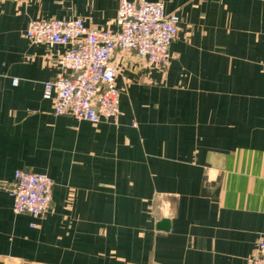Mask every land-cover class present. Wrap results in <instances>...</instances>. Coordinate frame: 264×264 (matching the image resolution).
<instances>
[{
  "label": "crops",
  "instance_id": "crops-1",
  "mask_svg": "<svg viewBox=\"0 0 264 264\" xmlns=\"http://www.w3.org/2000/svg\"><path fill=\"white\" fill-rule=\"evenodd\" d=\"M161 1L181 18L170 64L118 52L121 114L99 124L43 98L69 73L57 63L69 45L26 29L82 18L117 31L118 0L0 1V264H252L264 237V0ZM18 169L54 182L41 218L13 210Z\"/></svg>",
  "mask_w": 264,
  "mask_h": 264
},
{
  "label": "built area",
  "instance_id": "built-area-1",
  "mask_svg": "<svg viewBox=\"0 0 264 264\" xmlns=\"http://www.w3.org/2000/svg\"><path fill=\"white\" fill-rule=\"evenodd\" d=\"M4 1V0H0ZM27 2L28 0H13ZM117 31L86 26L82 18L31 20L26 35L50 46L69 45L57 63L61 73L44 83L42 96L52 100L57 115L99 124L117 122L121 91L116 85L118 52H135L149 64H170L171 45L179 33L180 16L167 12L161 0H118ZM13 82L16 84L18 78ZM52 178L44 172L15 171L9 188L15 213L43 217L53 199ZM252 264H264V237L258 240Z\"/></svg>",
  "mask_w": 264,
  "mask_h": 264
},
{
  "label": "water",
  "instance_id": "water-1",
  "mask_svg": "<svg viewBox=\"0 0 264 264\" xmlns=\"http://www.w3.org/2000/svg\"><path fill=\"white\" fill-rule=\"evenodd\" d=\"M170 227V220L168 218H163L158 222V228L162 230H168Z\"/></svg>",
  "mask_w": 264,
  "mask_h": 264
}]
</instances>
